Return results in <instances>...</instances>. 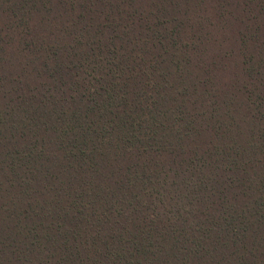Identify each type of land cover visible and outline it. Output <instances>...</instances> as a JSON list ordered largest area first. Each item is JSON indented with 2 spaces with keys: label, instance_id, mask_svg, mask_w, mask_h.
<instances>
[{
  "label": "trees",
  "instance_id": "16d2710c",
  "mask_svg": "<svg viewBox=\"0 0 264 264\" xmlns=\"http://www.w3.org/2000/svg\"><path fill=\"white\" fill-rule=\"evenodd\" d=\"M0 264H264V0H0Z\"/></svg>",
  "mask_w": 264,
  "mask_h": 264
}]
</instances>
